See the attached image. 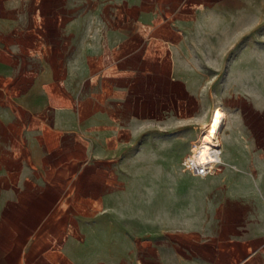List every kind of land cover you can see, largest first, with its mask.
<instances>
[{
    "label": "crops",
    "instance_id": "1",
    "mask_svg": "<svg viewBox=\"0 0 264 264\" xmlns=\"http://www.w3.org/2000/svg\"><path fill=\"white\" fill-rule=\"evenodd\" d=\"M263 28L264 0H0V264H264ZM173 100L224 106L225 172L182 170Z\"/></svg>",
    "mask_w": 264,
    "mask_h": 264
},
{
    "label": "rangeland",
    "instance_id": "2",
    "mask_svg": "<svg viewBox=\"0 0 264 264\" xmlns=\"http://www.w3.org/2000/svg\"><path fill=\"white\" fill-rule=\"evenodd\" d=\"M264 30V28H263ZM263 30H259V31H263ZM255 37V40H254V44H261L262 41L260 39H258V36H254ZM261 65V60L259 59L258 62H255V68H261L260 67ZM244 75V74H243ZM254 76V79L259 83L261 84V80H262V73L261 72H255L252 74ZM214 79L216 80V83H215V89L211 90L210 91V96L212 99H219L221 97L220 95V90H219V86L221 84L222 81H224L226 79V74L224 73H221V74H214ZM178 100H173V109L171 111H168L167 113H161L162 115H164V117H166V115H168L170 118H172L174 120V124L173 127L174 130L177 132V133H184L186 131H191V130H196L198 131V134L196 136V138H194V140H192V142L190 143L189 145V148L188 150L190 151V148L192 146L193 143H195V141H197L198 137L200 136V134L204 131L210 117L213 115V113L217 110H223L225 111L224 109V106L219 103L218 105H215L208 117V119H206V121L202 122V124L200 125L199 127V130L198 129H195V124L191 123L190 120L191 118L193 117V115H197L198 112H189L185 107L186 106H183V105H179L178 104ZM164 106V104H162ZM218 107V109H216ZM226 112V111H225ZM227 114V113H226ZM158 127H161L160 125ZM164 127V126H162ZM185 156V155H184ZM181 157V163H182V159L183 157ZM182 167V165H181ZM182 170L188 174H190L189 172L185 171L182 167ZM191 175V174H190ZM192 176V175H191ZM142 188L146 189L147 186H141Z\"/></svg>",
    "mask_w": 264,
    "mask_h": 264
},
{
    "label": "built area",
    "instance_id": "3",
    "mask_svg": "<svg viewBox=\"0 0 264 264\" xmlns=\"http://www.w3.org/2000/svg\"><path fill=\"white\" fill-rule=\"evenodd\" d=\"M200 145L201 143L198 142L199 149H202ZM223 152L221 144L211 143L204 153V158H201L195 150H190L183 157L181 164L183 169L196 179L205 180L220 175L227 169V164L222 159Z\"/></svg>",
    "mask_w": 264,
    "mask_h": 264
},
{
    "label": "bare ground",
    "instance_id": "4",
    "mask_svg": "<svg viewBox=\"0 0 264 264\" xmlns=\"http://www.w3.org/2000/svg\"><path fill=\"white\" fill-rule=\"evenodd\" d=\"M218 109V108H217ZM227 121V114L225 111L217 110L210 117L204 131L200 134L197 141L192 144L190 150L198 152L201 158H204V153L211 143H222V134ZM198 142L201 143L202 149H199Z\"/></svg>",
    "mask_w": 264,
    "mask_h": 264
}]
</instances>
